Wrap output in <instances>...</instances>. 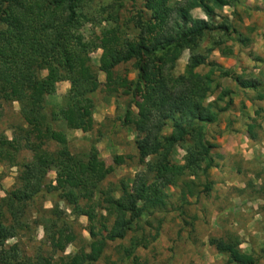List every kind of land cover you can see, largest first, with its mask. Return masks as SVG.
Returning a JSON list of instances; mask_svg holds the SVG:
<instances>
[{
	"label": "trees",
	"instance_id": "trees-1",
	"mask_svg": "<svg viewBox=\"0 0 264 264\" xmlns=\"http://www.w3.org/2000/svg\"><path fill=\"white\" fill-rule=\"evenodd\" d=\"M100 1L0 0V121L8 103L17 106V121L6 127L10 137L0 133V163L16 167L12 187L0 196V264H96L101 259L118 264L103 256L107 244L123 240L140 221L147 223L153 212L167 211L165 188H180L177 200L185 202L194 194L192 179L212 166L213 144L203 126L216 122L230 107L231 93L220 88L210 100L219 88L211 75L218 72V78L253 90L256 99L264 97L263 82L255 76L244 77L216 65L206 72L198 70L205 59L198 50L204 38L246 42L226 17L215 22L223 7L243 10L240 0H141L138 4L132 0L129 5L124 0ZM193 9L204 18L193 17ZM85 23L101 24L96 42L83 35ZM93 47L101 49L96 68L89 56ZM183 50L189 55L182 72L176 73ZM128 64L135 73L130 79ZM33 70L45 73L33 75ZM97 72L105 75L103 83ZM60 81L68 83L63 105L49 106L45 98ZM98 89L107 97L126 96L127 108L135 109L127 128L134 134L137 162L144 170L130 183L120 179L103 185L113 167L104 164L93 146L72 153L60 129L59 124L68 130L91 129ZM250 103L254 115L264 113ZM245 131L248 139H256L252 126L247 124ZM175 146L183 150L181 163L171 161ZM23 151L30 154L28 159L21 157ZM123 159L112 157L115 165ZM49 171L54 172L53 183L46 178ZM202 188L206 190L207 183ZM45 197L51 201L49 208L39 203ZM68 215L73 219L68 220ZM80 216L86 220V240H77L73 231ZM38 226L44 236L55 239L59 251L70 235L75 245L72 255L53 260L51 254L27 253L16 241L7 243L20 235L31 239ZM146 241L137 239L118 261L130 256L135 260L133 250ZM207 243L234 264L256 262L252 254L240 250L236 236H213Z\"/></svg>",
	"mask_w": 264,
	"mask_h": 264
},
{
	"label": "rangeland",
	"instance_id": "rangeland-1",
	"mask_svg": "<svg viewBox=\"0 0 264 264\" xmlns=\"http://www.w3.org/2000/svg\"><path fill=\"white\" fill-rule=\"evenodd\" d=\"M111 0H101L108 3ZM141 0H134L139 3ZM242 9L232 10L223 7L219 10L215 22L226 17L232 21L241 39L245 43L232 40L216 42V36L211 41L204 38L198 47L200 53L205 55L204 64L198 68L199 72H206L210 65L220 68H231L234 72L244 77L255 76L263 82L264 88V0H240ZM124 4H132V0H124ZM245 10V11H244ZM193 17L204 18L199 9L191 10ZM100 25L94 26L85 23L82 26L86 39L96 42L94 35L99 31ZM224 39V38H223ZM216 42V43H215ZM223 48H226L223 49ZM225 50V53L223 52ZM101 54L100 48H91L89 56L91 65L96 68L97 59ZM189 52L183 50L176 62V73L183 70ZM127 77L133 78L135 73L130 64ZM43 76L45 71L33 70V75ZM213 80L219 82V88L214 90L209 97L212 100L220 88L230 90L231 105L222 112L218 120L209 125H204L203 130L208 142L213 144L210 150L212 166L205 175L193 178L195 185L194 194L188 196L185 202H178L180 188L167 187V211H155L134 227L123 240L107 244L103 256L109 261L118 264H234L228 255L218 254L208 245L209 237L236 236L240 250L250 253L256 259L255 264H264V113L253 114L250 107L252 100L254 107L264 109L263 99H256L251 89H240L228 78H218V72L211 75ZM100 83L105 81V75L97 72ZM68 90V83H56L54 92L45 98L49 106L60 107L63 105L64 96ZM128 98L123 95L109 96L103 90H97L94 96L92 127L87 132L65 129L59 124L60 129L66 133L68 147L72 153H84L91 146L97 151L98 157L105 165L113 167L112 172L104 180L117 183L120 179L129 181L133 176L144 170L143 164L137 162L136 149L133 144L134 134L128 130L135 118V109L127 108ZM222 106L223 101L217 102ZM16 103H8L3 109L0 121V133L7 138L10 131L7 125L16 118ZM252 126L256 133L254 140L246 135V126ZM21 157L29 158V153L23 151ZM114 155H122L124 162L115 165L112 161ZM183 150L175 146L171 161L181 163ZM16 167L0 163V196L5 190L12 187ZM47 180L54 179V172L47 173ZM188 178L191 179L189 176ZM207 183V189L202 188ZM42 208H49L51 201L48 197L41 200ZM62 207L63 204L59 203ZM179 206L178 209H173ZM32 212V211H31ZM69 214V210L65 209ZM68 220L73 216L68 215ZM73 231L79 238L87 239L85 231L86 220L80 216L75 219ZM33 236L20 235L8 240L7 243L17 242L27 253L51 254L53 260L57 257L68 259L74 252V243L67 235L63 240L62 251L54 246L55 239L43 235L40 226L35 228ZM141 237L146 238V245L137 246L133 255L125 262L118 260L124 249H131L135 241ZM96 264H105L104 259Z\"/></svg>",
	"mask_w": 264,
	"mask_h": 264
}]
</instances>
